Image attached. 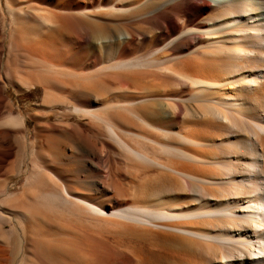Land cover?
I'll list each match as a JSON object with an SVG mask.
<instances>
[{"label": "bare ground", "instance_id": "1", "mask_svg": "<svg viewBox=\"0 0 264 264\" xmlns=\"http://www.w3.org/2000/svg\"><path fill=\"white\" fill-rule=\"evenodd\" d=\"M19 1L5 0L15 26H22L26 18L20 15L22 8L14 5L31 6V0ZM77 1L56 2L57 10L47 17L51 23L49 43L42 48H23L29 69L23 74L13 69L0 76V170L8 151L14 149L10 141L14 133L19 134L28 154L24 170L27 189L17 194L0 189V264H30L26 246L31 241L39 244L41 217L64 226V234L51 240L56 239L54 242L63 247L60 254L77 264L88 263L82 262L80 254L74 255L75 251L93 252V240L113 242L109 237L115 239L113 235L122 232L151 243L152 251L143 248L146 253L150 251L148 261L133 257L134 264H264V0H198L208 8L196 26L174 30L152 54L129 60L119 59L118 51L123 41L134 38L130 31L123 34L105 22L82 31L73 29L70 21L75 15L71 11ZM136 1L142 4L133 9L136 14L161 11L167 4L179 2V9L159 14L162 17L155 26L161 30L176 21L195 0ZM12 30L0 11L3 41ZM139 35L145 38L148 33L141 31ZM189 39L198 40V47L188 50ZM97 43L103 44V54L92 50ZM76 45L82 48L74 50ZM177 50H188L189 54L167 59ZM111 58L114 61L97 73L134 69L136 73L152 75L156 74L152 69H159L177 76L176 89L159 92L158 86L149 83L146 88L151 94L127 95L130 100L95 104L93 108L79 107L63 94L69 84H77L78 79L87 76L79 69ZM173 62L177 63L175 67ZM133 78L140 81V77ZM32 84L44 86L45 104L60 100L71 106L73 113L87 118L90 127L86 131L91 136L105 135L116 145L127 169L140 170L137 174L142 175L155 173V183L143 188L135 201L122 205L113 200L101 205L94 202L92 195L80 194L62 181L56 164L49 161L45 165L34 159L38 143L40 148L52 150L54 163L80 155L85 158L82 164L93 169L94 175L97 171L102 185L115 182L118 174L112 173V168L119 170L116 165L112 167L107 149L110 145L98 138L91 144L75 141L66 154L64 145L55 144L51 149L46 143L48 126L41 124L35 129V139L28 141L21 116L4 109L2 88ZM138 103H144L142 111L137 109ZM130 118L138 121L142 126L139 129L150 128L155 134L175 136L178 141L172 144L152 139L148 136L153 132L148 131L147 136L145 129V133L142 129L135 132ZM100 222L112 226L108 225L110 230L105 226L109 236L107 231H103L107 236L99 232L103 225Z\"/></svg>", "mask_w": 264, "mask_h": 264}, {"label": "rangeland", "instance_id": "2", "mask_svg": "<svg viewBox=\"0 0 264 264\" xmlns=\"http://www.w3.org/2000/svg\"><path fill=\"white\" fill-rule=\"evenodd\" d=\"M20 1L25 2L27 0H20ZM57 1L59 0H31L28 1L29 2L28 4L31 5L30 7H27L26 4H21V5L13 4L14 6H16L15 7L16 9L17 7L22 8L20 11L21 12L20 15H23L26 19L25 21L22 20L21 22L24 21L26 22V23L23 22L25 25L28 24L24 26V24L22 23L23 25L21 26V23L19 24L18 21L17 24L19 25L17 26L19 28L18 31H16L17 26H15L12 17L6 11L5 0H1L0 11L4 16L5 23L8 25V27L10 26V28L14 30H12L11 32L12 38L11 36L9 38H4V41L2 39L4 35L2 36V38L0 35V76L2 75L3 72L5 73L8 72L9 70L13 71V69H15V71L20 72L21 74H23L25 70L29 69L28 64H26L28 63L27 62L28 59L27 56L24 55L25 52L23 48H26L31 45H36L42 48L44 45L47 44L46 42H48L49 34H50L48 25L51 24L48 23L49 20L47 21L48 19L47 17L50 15L51 11L57 10L56 7ZM68 1H73L75 3V0H68ZM78 1L76 2L77 5H75L71 11L72 14L75 15L74 18L70 21L72 24L71 26L73 27L74 30L76 29V31L78 30L82 31V30L90 29L94 23L105 22L104 24L109 25L110 26V27L108 26L109 28L117 27V29L120 30L123 34H127L128 31L133 33L132 35L134 38L127 39L125 40V42L123 41V43L121 44V48L119 50L120 52L118 51V56H119L118 58L121 60H129L135 57L149 55L150 53L152 54V52L158 49L163 44V42H165L169 38V36L174 30H176V32H179L182 29H186V28L188 29L196 26L198 24L196 22L198 21V19L202 18V14H204L203 13L204 10L208 8L206 7V5H201V3L198 2V0H195L186 12L183 11L177 17L176 21H172V23L168 27L166 25L163 26L161 30H158L157 26L155 25L157 23L156 21H158L162 17L159 14H161L163 11L179 9L178 1L176 2L173 1L170 4H167L165 7H163L161 11H156V12L145 11L146 13L142 12L141 14L132 13L135 7H139V5H142L139 4L136 0H78ZM80 4L82 5L80 6ZM110 8L116 9L117 11L115 10L110 11L111 10ZM82 12H84V15H82ZM111 12H113V14L115 15L111 14ZM204 21L206 22V20ZM20 27H22L24 32H19L20 30H22L20 29ZM28 27L30 30L28 29ZM120 28L125 29L123 30L124 32ZM136 31L138 32L145 31L146 33H148V36L143 38L139 35L140 36L139 37L137 36L138 32ZM20 33H22V35ZM23 38L26 39L24 40ZM88 39L89 36H87V40ZM87 40H82L81 42H83V44H87L88 42ZM179 40L181 39H178V41ZM28 42L29 45H27ZM189 43L190 45L188 47L189 48L188 50L198 47V40L189 39ZM101 45L103 44L97 43L96 46L92 45L93 48L92 50H94L97 54H99V52L102 53L103 51L101 50ZM78 48H82V46L76 45L74 47V50L76 49L78 50ZM188 50L183 52L179 50L174 51L173 55L167 57V59L173 57H175L176 59L182 58L185 56V54L186 55L189 54L187 53ZM112 61H114V58L109 59L108 62H101L95 66H90L87 69H79V72L81 74L87 75L88 77L86 76L83 79L82 78L78 79L77 84L74 85L69 84L65 89V91L63 92V94L70 96L72 103H74L79 107L93 108L95 104L101 105L106 102L113 103L116 101L122 102V101L130 100V97L128 96H132L133 94L136 96L151 94V92H147V88H146L151 83L159 87L158 90L159 92H170L171 89L172 90L176 89L175 81L177 80V76L173 75L170 72H164V71L162 72L159 69H152L153 71L156 72V74H152V75L150 74L143 75L140 73H136L137 70L134 69L125 70V71L117 70L114 72L112 71L107 73L106 72L97 73L96 70L102 68L105 65H108ZM176 64L177 63H175V65L173 64L174 67L176 66ZM134 76L135 77L137 76L138 78L140 77L138 79L140 81H136L133 78ZM152 84L150 86H152ZM44 90L45 88L41 84H32L26 86L20 85L18 87L15 86V88L11 85L10 86L6 85L2 88L3 91L2 95L4 98V102H3L4 109H7V111L13 114H17L21 116L22 120L25 122L26 125L25 132L28 141H32L35 139L34 136L35 129L37 131L38 126L39 125L42 126L43 124H46L48 126V132H50L49 133L50 136L46 138V143L50 145L51 149H52V145L55 144L57 145L60 144L62 146L64 145V147L66 148V154L67 153L69 154L68 148L69 146L73 145V142L75 141L86 142L91 144L93 143L94 139L95 140L99 139V141L106 142L108 146L110 145L109 148L107 147V149L110 152L111 163L113 164L112 167L116 165L117 167H119V170H115V168L114 169L112 168V173L118 174L115 178L116 181L114 180L115 182L110 181V183H107L108 185L107 184L102 185L99 179V175H96L98 174L97 171L95 172L96 175L95 176L94 172H92L94 171L93 169H90L89 166L82 164L85 158H82V156L80 155L74 154L73 156L69 157L64 161H58L57 163L56 162L54 163L53 161H51L53 157L52 150L51 152H48L44 148L43 149L40 148V144L38 143L36 144L37 146L35 145L36 154H34L33 156L34 159H37L38 161H40L41 164H45V165L49 161L50 162L48 164L52 163L53 166L56 164V166L54 167H56L55 169L57 170L58 174L59 175L61 174L62 181L68 183L73 188H77L80 194L92 195L95 198L94 202H97L101 205L111 203L113 200H117L122 205L125 203H129L131 201H135L136 196L140 195V191L143 188L144 189L146 187L148 188L150 187L149 186L150 183L151 185L155 183L156 180L155 173L149 171V173L151 174L142 175V172L141 174H137L140 173V170L135 172L134 169L133 170L127 169L125 164L122 162L120 152L117 149L116 145L111 140H109L105 135L94 136L92 134L94 137L91 136V133L86 131L90 127L88 119L73 113L71 106L62 104L60 100H58L54 104H45L43 102V96L45 92ZM182 94L184 95L187 94V87L183 89ZM143 104L144 103H138L137 109L142 111L141 109L143 108L141 106ZM115 118H118L117 114L115 115ZM117 122L120 123V121L118 120ZM130 122H132L131 129L133 131L135 130V132H137L142 129V128L139 129L142 126L139 123H137L138 121L136 119L132 118L131 121L130 118ZM8 129L5 128L4 130H8ZM144 129L145 131L147 130L146 131L147 136L148 133H150L151 131L152 132L155 131L153 129L150 130V128H144ZM144 129L142 130L145 133ZM14 135H12L10 138V141L12 143L14 142L13 143L14 149L12 150V152L8 151V155L6 156L4 167L3 169L0 170V189L5 188L6 190L9 191V193L17 194L27 189L26 176L24 175V170H26L25 168L27 167L28 154L26 152V148L23 145V142H20L21 138L19 137V134L15 136ZM148 137H151L152 139H157L159 141L170 142L172 144L178 141L175 136L174 138L173 136L169 138H165L160 134H155L154 132L150 133ZM43 157H48L47 158L48 160L47 161L42 160ZM82 159L83 161H81ZM79 164L82 165L80 166ZM148 169L149 168L145 170ZM143 173H148V172L145 171ZM111 183H113V185ZM35 187H37V185ZM42 187L46 188L47 184L45 185V187L44 185ZM42 187L40 189H43ZM51 219L52 218L49 217L48 218L41 217V219H39V226H40V230L42 231L39 234L40 242L38 241L39 242L38 244L37 242L30 240L33 243L29 242L31 244H27L28 246H26L27 261H29L30 264L33 263L34 264L66 263L67 264L68 262L69 263L71 262L69 261L70 259L67 258V256L62 255L63 247L60 244L58 245V243L56 244L54 242L56 239L53 241L51 240L52 237H57L61 233H62L61 235H63L66 230H64V226L57 223L56 220L53 219L51 220ZM92 224L94 225L95 223ZM100 224L103 225L102 226H99V224L97 225L100 227V229L102 228L101 229L102 231L101 230L98 231L106 235L105 232L107 230H105V228H107L108 225L110 224L106 225L103 222H100ZM5 225H7L6 229H8L9 228L8 224ZM97 225L95 231L99 229V227L97 228ZM107 229H109V227ZM108 232L110 231H107V233ZM125 233L123 234L122 232L121 235L114 234L113 236L116 237L115 239H113L114 237L111 238L112 236L109 237L110 239L113 240V242H111V240H109V242H106L107 240L105 242L93 240L95 251L93 252L81 251V253H77L75 251L74 255L80 254L82 256V262L88 264H134L136 262L135 259L136 257H142L144 260H147L149 255H151L149 254L150 253L149 250L152 249V247L150 248L151 243L149 242V240H147L146 238L144 239L142 238L138 239V237L134 238L136 237V235L134 236V234H132L134 237L133 236L129 237L131 235L130 233H126V235H128L126 237ZM65 234H67V232ZM45 237L49 240H47ZM115 240L118 241L114 243ZM142 240L143 243H145L146 245L142 243ZM140 246L143 247L141 248ZM145 246L149 248V250H147V253L145 252L146 251L145 249H147ZM60 247L62 248V250ZM144 247L145 249H143ZM10 252L11 250L9 251V253ZM73 257L75 258V256ZM73 264H77V263L75 262Z\"/></svg>", "mask_w": 264, "mask_h": 264}]
</instances>
